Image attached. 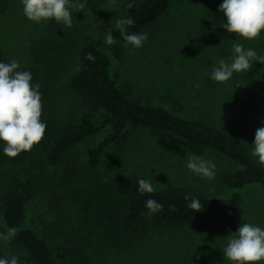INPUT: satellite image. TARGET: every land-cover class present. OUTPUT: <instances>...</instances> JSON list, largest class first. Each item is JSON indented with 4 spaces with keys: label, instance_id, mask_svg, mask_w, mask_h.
Masks as SVG:
<instances>
[{
    "label": "rangeland",
    "instance_id": "1",
    "mask_svg": "<svg viewBox=\"0 0 264 264\" xmlns=\"http://www.w3.org/2000/svg\"><path fill=\"white\" fill-rule=\"evenodd\" d=\"M122 1L72 0L85 7L79 12L70 9L71 28L54 19L39 24L28 20L21 0H11L9 9L0 15L4 62L16 60L20 65L17 71H29L31 84L39 85L40 118L78 121L82 113L88 112L82 100L67 88V81L77 69L78 49L89 38L102 36L104 22L125 17L120 10ZM214 1L171 0L168 11L155 26L141 32L148 34L143 46L125 47L121 78L131 84L134 97L168 107L163 97L173 95L182 100L192 118L208 112L212 115L210 125L240 129L237 137L252 146L256 130L264 127V64L253 62L248 72L233 73L223 83L214 81L211 75L219 59L233 55L235 43L264 55V30L251 41L229 34L209 12ZM97 139L98 136L88 138L71 149L82 164ZM4 147L0 141V150ZM190 155L195 154L180 137L141 128L120 154L110 175L102 179L81 177L66 189L67 226L82 243L91 264H232L223 254L227 235L236 232L242 223L264 229V186L250 184L240 189L243 209L237 220L221 225L204 221L178 232L156 227L144 235L119 230L116 222L123 203L118 184L123 179L149 180L154 190L173 185L198 195L230 194L219 178L223 170L232 166L229 159L212 149L199 155L215 164V179L208 181L187 169ZM34 212V206L28 204L25 226H31ZM13 255L21 258L23 252L0 239V258ZM258 264H264V260Z\"/></svg>",
    "mask_w": 264,
    "mask_h": 264
},
{
    "label": "trees",
    "instance_id": "2",
    "mask_svg": "<svg viewBox=\"0 0 264 264\" xmlns=\"http://www.w3.org/2000/svg\"><path fill=\"white\" fill-rule=\"evenodd\" d=\"M222 2L215 0L209 12L224 29L221 26L226 17L219 11ZM10 3L11 0H0V15ZM129 3L131 8L126 7ZM170 4L171 0H123L120 10L124 18L134 21L127 31L131 34L151 29ZM109 31L114 39L111 46L105 43ZM101 33L78 49L77 69L67 81V88L82 100L88 112L82 113L78 121L40 118L46 125L43 139L30 151L10 158L4 149L0 150V234H6L11 227L19 229L7 244L23 252L20 264H91L82 243L67 226L65 191L78 178L102 179L110 175L120 154L141 128L155 134L172 133L195 155L212 149L229 159L232 166L223 170L219 178L231 192L226 196H206L171 185L153 193H140V177L123 179L118 184L123 210L116 224L127 234L144 235L156 227L178 232L204 221L221 225L237 220L243 209L240 189L250 184L264 186V167L251 155L253 147L237 137L240 129L210 125L212 115L205 111L203 116L192 118L182 100L170 94L163 97L168 107L134 97L131 84L120 74L126 42L116 22H104ZM88 53L95 59L88 60ZM0 62H4L1 48ZM94 136H98L97 142L87 150L82 164L71 149ZM76 197L81 198L80 194ZM148 199L163 206L151 217L145 208ZM192 199L201 201L202 210L188 208ZM28 204L35 210L30 227L25 226Z\"/></svg>",
    "mask_w": 264,
    "mask_h": 264
},
{
    "label": "clouds",
    "instance_id": "3",
    "mask_svg": "<svg viewBox=\"0 0 264 264\" xmlns=\"http://www.w3.org/2000/svg\"><path fill=\"white\" fill-rule=\"evenodd\" d=\"M25 17L37 24L42 21L54 19L68 28L72 26L70 9L81 11L84 3H74L72 0H21ZM129 3L126 7L131 8ZM226 17V23L221 27L229 34L235 33L245 40H255L264 30V0H223L219 5ZM134 25L130 18H119L116 26L123 37L125 47L131 45L140 48L148 39L147 33H129L128 27ZM105 43L111 46L114 43L113 35L109 31L105 36ZM233 55L227 59H219L212 66L211 79L216 82L228 81L233 73L248 72L253 62L264 64V55H258L253 49H246L243 44L235 43L232 46ZM88 60L95 57L88 53ZM231 61L230 63L228 61ZM20 68L16 60L0 62V141L4 142V154L10 158L18 156L21 152L30 151L38 144L45 132L46 125L41 122V94L39 85L31 84L32 76L29 71H17ZM199 87V85H196ZM264 123V122H262ZM251 155L264 167V127L255 132ZM187 169L196 176L212 181L215 179V164L200 156L190 155L187 159ZM140 193H153L151 181L138 180ZM189 196H185L188 200ZM162 205L154 199H148L145 208L147 215L162 210ZM188 208L202 210L201 201L192 199ZM19 229L8 228L6 234H0V239L9 242L14 239ZM228 236V242L223 249L224 257L232 264H258L264 260V229L250 223H242L236 232ZM0 264H20L16 255L10 258H0Z\"/></svg>",
    "mask_w": 264,
    "mask_h": 264
}]
</instances>
